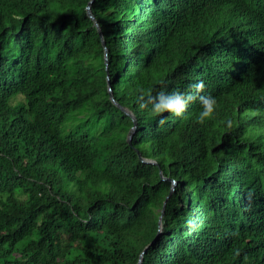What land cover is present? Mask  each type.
Masks as SVG:
<instances>
[{
	"label": "trees",
	"instance_id": "16d2710c",
	"mask_svg": "<svg viewBox=\"0 0 264 264\" xmlns=\"http://www.w3.org/2000/svg\"><path fill=\"white\" fill-rule=\"evenodd\" d=\"M90 1L0 0V264H264V0Z\"/></svg>",
	"mask_w": 264,
	"mask_h": 264
},
{
	"label": "clouds",
	"instance_id": "9594fccd",
	"mask_svg": "<svg viewBox=\"0 0 264 264\" xmlns=\"http://www.w3.org/2000/svg\"><path fill=\"white\" fill-rule=\"evenodd\" d=\"M204 88L203 81H198L191 85V91L187 93L174 90L170 93L161 91L153 95L151 91L141 90L138 107L140 110H147L153 116L162 117L158 124L163 126L167 123L163 114L168 113L179 117L183 115L190 103L198 101L201 111L198 113L197 121L202 124L212 117L217 105L215 97L202 94Z\"/></svg>",
	"mask_w": 264,
	"mask_h": 264
},
{
	"label": "water",
	"instance_id": "95a60500",
	"mask_svg": "<svg viewBox=\"0 0 264 264\" xmlns=\"http://www.w3.org/2000/svg\"><path fill=\"white\" fill-rule=\"evenodd\" d=\"M94 0H91L87 7H86V10H87V16L93 21V24L99 34V37L101 39V43H102V46L104 48V65H105V70L107 71V65H108V51H107V48L105 46V43L103 41V38H102V33H101V29L99 27V24L97 23V21L95 20L94 16L92 15L91 13V10H90V6L91 4L93 3ZM107 86H108V91H109V99L110 101L119 109L121 110L125 115L129 116L131 119H132V123H133V126L131 127V129L129 130L128 134H127V137H126V142L128 143V145H131V139L133 137V134L136 130V119L135 117L124 107L120 106L116 101L115 99L113 98V95H112V92H111V87H110V83H109V80L107 78ZM136 153L138 155V158L140 159L141 162H144V163H151V164H156L153 160H146V159H143L139 153L138 150H136ZM172 185L175 186V182L172 183ZM173 191V187L169 193V195L166 197V200L169 198V196L171 195V192ZM165 203L166 201H164L163 203V207L161 209V215H160V218L159 220L161 219L162 215H163V212H164V206H165ZM160 222V221H159ZM144 251L141 253V256H140V259L138 261L137 264H141V260H142V255H143Z\"/></svg>",
	"mask_w": 264,
	"mask_h": 264
},
{
	"label": "rangeland",
	"instance_id": "374dc122",
	"mask_svg": "<svg viewBox=\"0 0 264 264\" xmlns=\"http://www.w3.org/2000/svg\"><path fill=\"white\" fill-rule=\"evenodd\" d=\"M172 186H173V188H175L174 185H172Z\"/></svg>",
	"mask_w": 264,
	"mask_h": 264
}]
</instances>
